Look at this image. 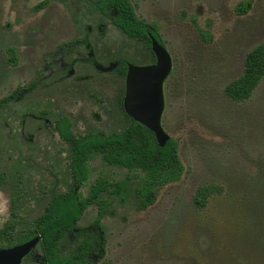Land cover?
Instances as JSON below:
<instances>
[{
	"label": "rangeland",
	"instance_id": "obj_1",
	"mask_svg": "<svg viewBox=\"0 0 264 264\" xmlns=\"http://www.w3.org/2000/svg\"><path fill=\"white\" fill-rule=\"evenodd\" d=\"M96 2L0 0V100L36 83L0 109V173L7 174L0 183V229L11 218L18 188L22 228L42 213L52 192L72 184L71 145L55 127L60 117L71 119L77 136L129 125L116 104L122 81L110 69L121 58L150 64L151 53ZM131 2L139 17L159 27L173 59L162 124L178 141L185 172L145 210L132 198L111 196L100 264H264L253 230L264 220V78L247 100L225 93L264 41V0ZM89 170L83 196L99 177L112 182L134 174L100 155ZM202 188L208 191L204 207L195 201ZM97 214L91 205L79 224L89 225Z\"/></svg>",
	"mask_w": 264,
	"mask_h": 264
},
{
	"label": "trees",
	"instance_id": "obj_2",
	"mask_svg": "<svg viewBox=\"0 0 264 264\" xmlns=\"http://www.w3.org/2000/svg\"><path fill=\"white\" fill-rule=\"evenodd\" d=\"M96 6L102 15L108 17L128 38L133 39L151 53V63L156 58L152 51L151 37L166 46L159 27L139 17L131 0H97ZM11 52H14L13 50ZM126 58L117 60L110 73L122 81L116 104L129 120L122 131L109 134L90 132L77 136L72 130L71 120L62 116L56 121L61 138L71 145L70 170L72 184L65 192H52L42 213L25 227L18 228V210L22 190L18 188L12 198L11 218L0 229V248L12 247V243H24L41 236V252L33 251L23 264H100L107 254V232L102 223L112 205L111 196H118L120 202L132 198L138 210H145L155 204L158 192L164 186L181 180L185 165L180 158L179 144L171 137L164 147L158 143L150 129L132 119L124 110L125 80L128 65ZM264 78V41L248 53L244 71L225 88L226 95L236 102L247 100ZM36 83L19 87L0 100V109L11 107L21 99V93L31 91ZM100 155L110 166L134 173L125 180L108 181L99 177L83 196L81 189L89 179V163ZM0 173V183L7 179ZM208 197L206 189H200L195 201L204 207ZM97 205V217L87 226L80 220L91 205ZM264 212V210H263ZM254 243L264 251V220L254 226ZM253 239V238H252Z\"/></svg>",
	"mask_w": 264,
	"mask_h": 264
},
{
	"label": "water",
	"instance_id": "obj_3",
	"mask_svg": "<svg viewBox=\"0 0 264 264\" xmlns=\"http://www.w3.org/2000/svg\"><path fill=\"white\" fill-rule=\"evenodd\" d=\"M156 62L150 65L129 64L126 76L124 110L132 119L155 133L164 147L171 136L162 124L165 111L164 84L173 70V59L167 47L151 37ZM41 236L24 243L0 248V264H22L39 245Z\"/></svg>",
	"mask_w": 264,
	"mask_h": 264
},
{
	"label": "flooded vegetation",
	"instance_id": "obj_4",
	"mask_svg": "<svg viewBox=\"0 0 264 264\" xmlns=\"http://www.w3.org/2000/svg\"><path fill=\"white\" fill-rule=\"evenodd\" d=\"M102 14V13H101ZM112 23V22H111ZM113 24V23H112ZM114 26H116L115 24H113ZM117 27V26H116ZM118 28V27H117ZM119 29V28H118ZM85 43H87V41L85 42ZM139 43V42H138ZM164 47H166V46H164ZM156 58V57H155ZM156 62V61H155ZM129 64H131V63H129ZM150 64H153V63H150ZM150 64H145V65H150ZM115 65V64H114ZM114 65H113V67H114ZM113 67H111V69L113 68ZM111 69H110V71H111ZM170 77V76H169ZM168 77V78H169ZM168 79H166V81H167ZM166 81H165V84H166ZM165 84H164V88H165ZM28 86V85H27ZM125 90H126V80H125ZM28 92H30V91H28ZM27 92V93H28ZM26 94V93H25ZM24 93H21V99H22V97L25 95ZM164 94H165V91H164ZM20 99V100H21ZM19 102V101H18ZM71 120V119H70ZM72 124V123H71ZM73 130V129H72ZM35 251V250H34ZM25 260V259H24ZM24 262V261H23ZM23 264V263H22Z\"/></svg>",
	"mask_w": 264,
	"mask_h": 264
}]
</instances>
